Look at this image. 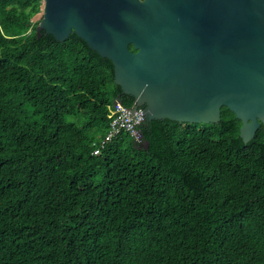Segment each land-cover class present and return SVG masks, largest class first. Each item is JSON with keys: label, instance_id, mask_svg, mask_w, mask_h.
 Instances as JSON below:
<instances>
[{"label": "trees", "instance_id": "trees-1", "mask_svg": "<svg viewBox=\"0 0 264 264\" xmlns=\"http://www.w3.org/2000/svg\"><path fill=\"white\" fill-rule=\"evenodd\" d=\"M41 6L0 0V264H264V126L145 120L94 155L134 98Z\"/></svg>", "mask_w": 264, "mask_h": 264}, {"label": "water", "instance_id": "water-1", "mask_svg": "<svg viewBox=\"0 0 264 264\" xmlns=\"http://www.w3.org/2000/svg\"><path fill=\"white\" fill-rule=\"evenodd\" d=\"M42 2L36 32L110 60L142 120L214 124L227 107L244 143L264 126V0Z\"/></svg>", "mask_w": 264, "mask_h": 264}, {"label": "built area", "instance_id": "built-area-1", "mask_svg": "<svg viewBox=\"0 0 264 264\" xmlns=\"http://www.w3.org/2000/svg\"><path fill=\"white\" fill-rule=\"evenodd\" d=\"M109 120V129L106 135L97 143H93V154L99 155L104 146L112 139L118 137L122 133L128 134L135 140L141 139V127L144 123L142 120L141 106L138 107L135 103L126 107L118 99L114 100L107 106Z\"/></svg>", "mask_w": 264, "mask_h": 264}, {"label": "rangeland", "instance_id": "rangeland-1", "mask_svg": "<svg viewBox=\"0 0 264 264\" xmlns=\"http://www.w3.org/2000/svg\"><path fill=\"white\" fill-rule=\"evenodd\" d=\"M43 4H44V2H42V6H43ZM42 6H41V8H42ZM41 14H42V9H41V12H40L39 14H37V15L33 18V21H34V22H36V21L39 22V20L41 19ZM144 122H145V121H144ZM142 125H143V124H142ZM119 136H120V135H119ZM119 136H118V137H119ZM100 139H102V138H100ZM100 139L94 141L93 143H97ZM114 139H115V138H114ZM112 140H113V139H112ZM112 140H111V141H112ZM111 141H110V142H111ZM137 141H140V140H137ZM107 144H108V143H107ZM107 144H106V145H107ZM106 145H105V146H106ZM142 145H143V144H142ZM105 146H104V147H105ZM93 149H94V148H93ZM100 152H101V151H100Z\"/></svg>", "mask_w": 264, "mask_h": 264}]
</instances>
